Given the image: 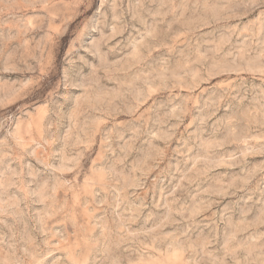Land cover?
Segmentation results:
<instances>
[{"label": "rangeland", "instance_id": "1", "mask_svg": "<svg viewBox=\"0 0 264 264\" xmlns=\"http://www.w3.org/2000/svg\"><path fill=\"white\" fill-rule=\"evenodd\" d=\"M0 264H264V0H0Z\"/></svg>", "mask_w": 264, "mask_h": 264}]
</instances>
